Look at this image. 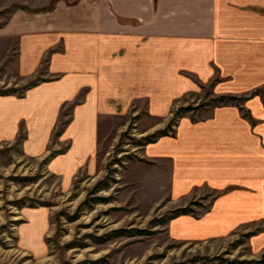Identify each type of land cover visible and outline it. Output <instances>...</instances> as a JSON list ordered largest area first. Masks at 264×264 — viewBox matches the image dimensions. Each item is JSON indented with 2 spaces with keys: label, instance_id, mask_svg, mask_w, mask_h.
<instances>
[{
  "label": "crops",
  "instance_id": "obj_1",
  "mask_svg": "<svg viewBox=\"0 0 264 264\" xmlns=\"http://www.w3.org/2000/svg\"><path fill=\"white\" fill-rule=\"evenodd\" d=\"M21 8L5 25L17 36L20 70L46 55L48 80L21 98L0 94V140L14 139L22 124L24 152L43 154L61 108L76 101L62 136L70 148L49 163L67 180L95 168L106 113H169L179 107L174 98L213 82L218 103L180 116L173 133L146 145L149 163L132 165L128 177L149 184L147 197L166 192L174 206L210 193L208 209L171 226L173 236L256 231L250 243L264 248V0H54Z\"/></svg>",
  "mask_w": 264,
  "mask_h": 264
},
{
  "label": "rangeland",
  "instance_id": "obj_2",
  "mask_svg": "<svg viewBox=\"0 0 264 264\" xmlns=\"http://www.w3.org/2000/svg\"><path fill=\"white\" fill-rule=\"evenodd\" d=\"M53 1L29 7L32 0H0V94L21 98L48 80L46 55L38 64H25L28 71L20 70L17 36L5 25L17 8L32 12ZM212 85L198 84L192 97L174 98L179 107L169 113H106L95 168L67 180L49 163L70 148L62 136L76 101L61 108L43 154L24 152L28 137L22 124L14 139L0 140V264H264V248L254 249L249 240L256 231L210 240L171 232L187 216L199 218L210 193L204 190L203 197L174 206L166 192L147 197L149 184L128 177L132 165L149 163L146 145L173 133L180 116L218 103ZM234 99L243 97L225 101Z\"/></svg>",
  "mask_w": 264,
  "mask_h": 264
},
{
  "label": "trees",
  "instance_id": "obj_3",
  "mask_svg": "<svg viewBox=\"0 0 264 264\" xmlns=\"http://www.w3.org/2000/svg\"><path fill=\"white\" fill-rule=\"evenodd\" d=\"M1 93H7V92H1Z\"/></svg>",
  "mask_w": 264,
  "mask_h": 264
}]
</instances>
